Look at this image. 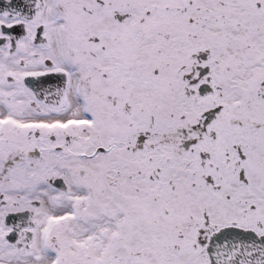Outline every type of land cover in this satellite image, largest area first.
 I'll use <instances>...</instances> for the list:
<instances>
[{
	"label": "snow or ice",
	"instance_id": "obj_1",
	"mask_svg": "<svg viewBox=\"0 0 264 264\" xmlns=\"http://www.w3.org/2000/svg\"><path fill=\"white\" fill-rule=\"evenodd\" d=\"M0 264H264V0H0Z\"/></svg>",
	"mask_w": 264,
	"mask_h": 264
}]
</instances>
